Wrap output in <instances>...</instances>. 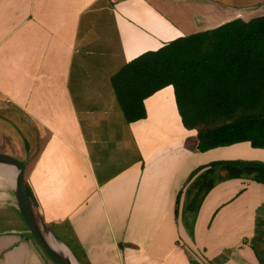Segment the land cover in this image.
Returning <instances> with one entry per match:
<instances>
[{"label": "crops", "instance_id": "1", "mask_svg": "<svg viewBox=\"0 0 264 264\" xmlns=\"http://www.w3.org/2000/svg\"><path fill=\"white\" fill-rule=\"evenodd\" d=\"M100 1L0 0V147L26 157V185L39 198L41 215L81 264H264V184L220 181L225 173L215 169L212 178L219 181L197 212L185 211L188 188L204 170L220 161L264 162V149L245 142L198 151V131L184 127L172 86L144 101L145 119L130 125L123 119L133 149L117 144L120 136L114 132L110 143H97L109 158L100 169L109 173L101 181L86 141L78 137L73 145L62 138L89 168V188L79 178L65 175L63 182L53 166L57 155L37 160L41 144L52 145L36 133L42 129L37 112L48 97L60 104L61 122L77 119L70 77L79 29ZM169 1L109 0L87 21L114 24L122 67L188 35L183 22L177 26L168 15ZM207 9L214 21L203 31L223 25V19L217 21L222 8ZM49 193L58 200L54 206L44 204ZM11 194L7 201L20 224L0 230V264H52L32 239Z\"/></svg>", "mask_w": 264, "mask_h": 264}, {"label": "trees", "instance_id": "2", "mask_svg": "<svg viewBox=\"0 0 264 264\" xmlns=\"http://www.w3.org/2000/svg\"><path fill=\"white\" fill-rule=\"evenodd\" d=\"M126 125L146 118L144 101L172 86L184 127L197 130V150L249 142L264 149V15L180 37L146 52L111 77ZM219 179L264 184V162L220 161L189 186L185 211L197 212ZM32 198L31 189L27 186Z\"/></svg>", "mask_w": 264, "mask_h": 264}, {"label": "rangeland", "instance_id": "3", "mask_svg": "<svg viewBox=\"0 0 264 264\" xmlns=\"http://www.w3.org/2000/svg\"><path fill=\"white\" fill-rule=\"evenodd\" d=\"M107 1L109 0H101L97 6ZM169 3L172 4L173 9L168 11V15L170 18L172 17L177 26L181 27L183 22L184 30L182 29V31L188 35L205 30L206 25L214 21L206 14L207 8L210 6L222 8L221 12H217L219 13L217 21L223 19V24L235 18L241 17L243 20H250L264 15V0H172ZM97 6L81 23L78 53L73 61L74 76L70 77V84L74 90L71 91L73 103L77 104L74 106L77 119H68L66 124L61 122L58 112L60 104L49 96L44 102L45 106L39 107L37 112V118L40 121L37 126L42 129L37 130L36 128V133L41 132L46 137L45 142L47 139L52 142V145L47 148L41 144L38 148V152H41L37 160L45 161L49 156L57 155L53 166L61 172L63 182L66 181V176L76 182L79 178L88 188L92 185L89 168L78 160L77 156L73 154V149L62 138L73 145H77L78 137L86 141L88 156L94 163V169L100 181L102 180L101 175L105 177L109 173L106 170H100L109 158L107 153L102 151L104 147L100 148L97 143L105 141L109 135L111 136V132H114L120 136L117 139V144H126L129 149H133L132 138L126 131V125L121 118V109L111 84V77L123 63L114 24L100 23L99 21L92 26L93 23H88L95 19L96 10L99 8ZM241 13L243 15L240 16ZM233 15L235 16L233 17ZM103 24H105V29L101 28ZM115 47L117 49L114 51ZM117 115H119L118 118ZM76 122L77 125H75ZM26 123L29 125L27 120ZM108 142L110 143L109 139ZM50 148H52L51 151ZM82 148L85 150V145ZM224 172L225 170H223V174ZM45 184L50 185L51 183ZM31 193L38 209H42L39 198L34 195L32 190ZM11 195L8 186L0 187V230L16 228L20 224L13 204L7 201ZM57 202L55 194L49 193L45 197L44 204L54 206ZM44 219L46 220V217ZM46 222L53 231L57 230L48 220Z\"/></svg>", "mask_w": 264, "mask_h": 264}, {"label": "water", "instance_id": "4", "mask_svg": "<svg viewBox=\"0 0 264 264\" xmlns=\"http://www.w3.org/2000/svg\"><path fill=\"white\" fill-rule=\"evenodd\" d=\"M28 162L17 151L0 147V176L13 193L16 207L28 232L52 264H81L74 252L54 233L28 193Z\"/></svg>", "mask_w": 264, "mask_h": 264}, {"label": "bare ground", "instance_id": "5", "mask_svg": "<svg viewBox=\"0 0 264 264\" xmlns=\"http://www.w3.org/2000/svg\"><path fill=\"white\" fill-rule=\"evenodd\" d=\"M7 184H8L7 181L2 176H0V186H4Z\"/></svg>", "mask_w": 264, "mask_h": 264}]
</instances>
